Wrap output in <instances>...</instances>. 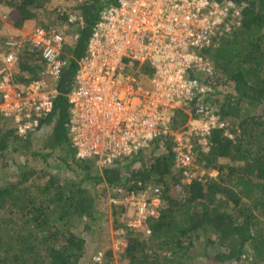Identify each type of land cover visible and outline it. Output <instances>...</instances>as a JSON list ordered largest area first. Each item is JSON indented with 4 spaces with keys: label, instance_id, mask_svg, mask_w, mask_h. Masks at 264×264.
Here are the masks:
<instances>
[{
    "label": "trees",
    "instance_id": "1",
    "mask_svg": "<svg viewBox=\"0 0 264 264\" xmlns=\"http://www.w3.org/2000/svg\"><path fill=\"white\" fill-rule=\"evenodd\" d=\"M52 1L0 0L18 31L30 27L34 19L44 18L46 22L39 23L44 29L66 26L71 34L61 55L67 65L56 82L44 76L37 50L28 51L25 46L19 54L14 82L26 85L41 80L56 95L52 111L37 133L19 136L0 116V161L6 155H12V162L18 158L12 164L15 180L0 183V264H111V251L100 253L101 261L97 256L94 260L99 252L91 257L86 240L71 229L85 219L89 220L85 231L95 234L91 227L99 211L94 190L101 184L107 189L149 186L161 191L157 216L143 219L148 231L144 238L135 234L133 226H123L126 244L118 264H190L200 245L206 264H264V113H255L264 108V0H231L241 7L240 25L221 34L204 51L215 77L205 102L218 108L227 126L211 133L209 150L200 153L197 161L204 175L189 184L181 183L172 168L170 142L161 154L155 155L156 142L149 150L101 171H93L92 159L76 158L68 137L66 94L77 61L86 54L91 29L110 2L87 0L76 7H51ZM74 9L82 26L69 24L60 15ZM10 38L16 35L0 34V50H7L4 43ZM227 85L232 91L219 98L220 88ZM185 120V114L174 113L172 128ZM51 162L62 163L72 177L58 178L42 165ZM38 163L42 167L35 169L33 164ZM136 164L139 167L132 169ZM7 166L1 163V169ZM117 207L115 214L120 217L132 206ZM210 249L214 251L210 253ZM84 257L92 261L86 262Z\"/></svg>",
    "mask_w": 264,
    "mask_h": 264
},
{
    "label": "built area",
    "instance_id": "2",
    "mask_svg": "<svg viewBox=\"0 0 264 264\" xmlns=\"http://www.w3.org/2000/svg\"><path fill=\"white\" fill-rule=\"evenodd\" d=\"M85 1L72 0L69 6ZM106 1L66 94L68 137L76 158L92 159L101 170L156 142L164 149L170 142L172 167L183 183L201 180L204 171L195 174V163L208 152L211 133L227 126L218 108L205 102L215 77L204 51L240 25L241 7L231 0ZM75 12L60 15L82 26ZM64 44L60 29L37 25L8 39L7 50H0V116L19 136L41 130L56 95L41 80L14 82L19 54L25 46L37 50L44 76L56 82L67 65L61 57ZM176 112L186 120L173 129ZM116 195L122 205L134 208L140 231L148 234L143 219L157 216L160 189L146 186L124 193L117 187Z\"/></svg>",
    "mask_w": 264,
    "mask_h": 264
},
{
    "label": "rangeland",
    "instance_id": "3",
    "mask_svg": "<svg viewBox=\"0 0 264 264\" xmlns=\"http://www.w3.org/2000/svg\"><path fill=\"white\" fill-rule=\"evenodd\" d=\"M72 0H53L51 3V7H61L64 6L66 7L67 5H71ZM103 1V0H102ZM84 2L78 3L77 6L83 4ZM8 14H9V9L5 8L3 6L0 7V34L1 35H8V36H15L14 33L10 32L14 31L15 28L11 25L10 20L8 19ZM40 21H44L46 22V20H44V18L41 19H34L31 24L30 27L28 28H24V30L26 29H30L33 26H37L39 25ZM63 34H64V40L65 42L70 43L69 41L71 40V34H67L66 30L68 29L66 26H62L59 28ZM18 35V34H16ZM220 95L219 98H221L223 96V93H229L232 91V86L231 85H227V87H225L224 90H222L220 88ZM255 113L256 114H260V113H264V108L260 107L255 109ZM158 147V146H157ZM165 151V149L163 148V146H160L157 148V150L155 151V155L161 154ZM11 156L12 155H6V158H4V161H0V183H5L7 181H14L15 178L13 177L14 173H15V169L12 166L13 162L18 160V158L16 157L14 159V161H11ZM198 161V159H197ZM195 163L196 167V171L193 170V172H195V174H197V172L203 170L202 169V165L198 166L197 162ZM6 162L8 164V166L5 169H1V163ZM146 164H149V161L146 160L145 161ZM44 167H46V169L48 171H50L53 174H56L58 176V178H69L72 177V173L70 172V169L67 168L66 166H64L62 163L59 162H55L48 165L42 164ZM34 168H40L42 166H40V163L34 165ZM139 167V164L133 165L132 169H135ZM173 168V167H172ZM174 169V168H173ZM99 171L98 169H94L93 171ZM176 173V172H175ZM201 173V172H200ZM199 173V175H200ZM212 177H215L216 173L214 170H211L210 172ZM177 176V174H175ZM181 183L182 180L180 179ZM177 188V187H175ZM159 189V188H158ZM173 189V188H172ZM171 189V190H172ZM92 191V190H91ZM93 192V191H92ZM123 192L125 193L126 191ZM91 193V192H90ZM95 197H96V206H97V210L99 211V216L96 220V223L92 225V232L95 234L92 236L90 233V231H85V223H88L89 220H83L81 221H76L75 225L72 226V230L74 231V233H76L77 235H81L87 242V247L91 250L89 255L92 257L93 254L98 253L97 255L93 256V259L96 260V256L98 257V260L101 261V255L100 253H104L107 251H111V264H118L119 263V256L120 253H122V251L125 248V244H126V238H125V231L123 229L124 225H131V226H135L137 228H135L136 231V235H138L140 238H144L146 234H144L143 232L140 231V221L138 218L137 213H135V210L133 207H127L126 212L123 215H120V217H118L119 215H116L115 213L119 211V208L117 207L119 204H121V200L120 197L118 195H116V188L113 189H107L104 185H100L98 186L95 190ZM124 196V195H123ZM122 196V197H123ZM134 219V220H132ZM137 221V222H136ZM139 221V222H138ZM214 250L210 249L209 252L212 253ZM200 253H203V247L202 245H200L199 247L196 248L195 251H193V255L198 254L195 258L193 262H189L190 264H206L205 260L202 258V256L200 255ZM251 258H253V255L250 254ZM90 257L86 258L84 257V260L86 262L92 261ZM243 259V257H242ZM231 264V263H230Z\"/></svg>",
    "mask_w": 264,
    "mask_h": 264
},
{
    "label": "clouds",
    "instance_id": "4",
    "mask_svg": "<svg viewBox=\"0 0 264 264\" xmlns=\"http://www.w3.org/2000/svg\"><path fill=\"white\" fill-rule=\"evenodd\" d=\"M212 106V105H211ZM213 107H215V106H213ZM217 108V107H216ZM137 155V154H136ZM132 157H134V156H132ZM132 157H129V158H125V159H130V158H132ZM122 160H124V159H122ZM118 161H121V160H118ZM117 162V161H116ZM115 162V163H116ZM114 164V163H113ZM112 164V165H113ZM95 165V164H94ZM96 167V166H95ZM97 169H98V167H96ZM98 170H100V169H98ZM102 170V169H101ZM100 170V171H101ZM179 173V172H178ZM179 175H180V173H179ZM180 177H181V175H180ZM181 180H182V182H183V179H182V177H181ZM184 184H186V183H184ZM119 188L121 187L122 189H124V191H127V192H129V191H134V190H136L135 188L134 189H130V187H127V186H118ZM117 188V187H116ZM154 188V187H153Z\"/></svg>",
    "mask_w": 264,
    "mask_h": 264
},
{
    "label": "crops",
    "instance_id": "5",
    "mask_svg": "<svg viewBox=\"0 0 264 264\" xmlns=\"http://www.w3.org/2000/svg\"><path fill=\"white\" fill-rule=\"evenodd\" d=\"M23 31H24V29H21L20 31H18L17 29H15L14 31H11V30H10V32H12V33L16 32V33H14L15 35H16V34H20V33H22Z\"/></svg>",
    "mask_w": 264,
    "mask_h": 264
}]
</instances>
